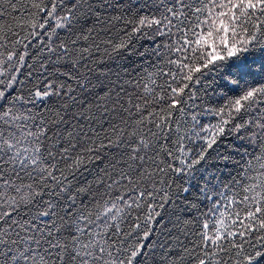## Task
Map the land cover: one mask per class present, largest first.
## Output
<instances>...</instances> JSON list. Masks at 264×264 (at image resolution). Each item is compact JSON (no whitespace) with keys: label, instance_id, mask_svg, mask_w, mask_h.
<instances>
[{"label":"snow or ice","instance_id":"1","mask_svg":"<svg viewBox=\"0 0 264 264\" xmlns=\"http://www.w3.org/2000/svg\"><path fill=\"white\" fill-rule=\"evenodd\" d=\"M261 51L264 0H0V264H264Z\"/></svg>","mask_w":264,"mask_h":264},{"label":"trees","instance_id":"2","mask_svg":"<svg viewBox=\"0 0 264 264\" xmlns=\"http://www.w3.org/2000/svg\"><path fill=\"white\" fill-rule=\"evenodd\" d=\"M254 58H257L261 64L262 67L260 68V70H258V68H251L250 71L248 70V67H244L242 66V64L247 65H254L256 62L254 61ZM264 51L261 52H256V53H252V54H246L242 57V59L235 63V64H228V72L231 73V75L238 77V79H240L242 82H251V81H256V80H260L264 77L263 75V71H264ZM258 75L257 76V73ZM219 89L227 92L228 94H233L237 91V88L234 87L233 85H231L229 83V81L224 80V79H219L217 81V85H216Z\"/></svg>","mask_w":264,"mask_h":264},{"label":"rangeland","instance_id":"3","mask_svg":"<svg viewBox=\"0 0 264 264\" xmlns=\"http://www.w3.org/2000/svg\"><path fill=\"white\" fill-rule=\"evenodd\" d=\"M264 69V68H263Z\"/></svg>","mask_w":264,"mask_h":264}]
</instances>
